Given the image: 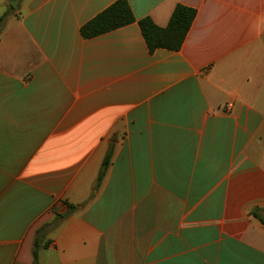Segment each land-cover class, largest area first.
Instances as JSON below:
<instances>
[{
  "label": "crops",
  "instance_id": "obj_1",
  "mask_svg": "<svg viewBox=\"0 0 264 264\" xmlns=\"http://www.w3.org/2000/svg\"><path fill=\"white\" fill-rule=\"evenodd\" d=\"M0 0V264H264V0ZM231 107L227 108V105ZM112 159L99 187L102 164ZM71 207H74L72 209Z\"/></svg>",
  "mask_w": 264,
  "mask_h": 264
},
{
  "label": "trees",
  "instance_id": "obj_2",
  "mask_svg": "<svg viewBox=\"0 0 264 264\" xmlns=\"http://www.w3.org/2000/svg\"><path fill=\"white\" fill-rule=\"evenodd\" d=\"M196 15L197 11L194 8L178 4L172 13L168 25L166 27H159L150 18L137 21L129 2L127 0H118L86 23L81 29V34L85 39H91L138 22L151 52L157 49L179 51L186 40ZM2 21L3 18L0 19V22ZM111 159L112 151L110 150L102 164L96 187L100 186L111 164ZM71 208L74 209V207ZM61 218H63L62 215L58 216L54 222L45 225L37 231L34 248V264H38L40 239L43 238L51 228L56 226Z\"/></svg>",
  "mask_w": 264,
  "mask_h": 264
},
{
  "label": "water",
  "instance_id": "obj_3",
  "mask_svg": "<svg viewBox=\"0 0 264 264\" xmlns=\"http://www.w3.org/2000/svg\"><path fill=\"white\" fill-rule=\"evenodd\" d=\"M10 4L14 7V8H18V1L17 0H11Z\"/></svg>",
  "mask_w": 264,
  "mask_h": 264
},
{
  "label": "built area",
  "instance_id": "obj_4",
  "mask_svg": "<svg viewBox=\"0 0 264 264\" xmlns=\"http://www.w3.org/2000/svg\"><path fill=\"white\" fill-rule=\"evenodd\" d=\"M226 107L229 108V107H231V105L229 104V105H227Z\"/></svg>",
  "mask_w": 264,
  "mask_h": 264
}]
</instances>
